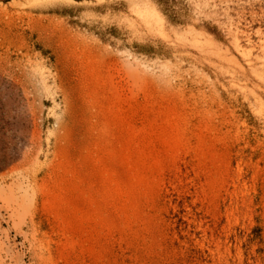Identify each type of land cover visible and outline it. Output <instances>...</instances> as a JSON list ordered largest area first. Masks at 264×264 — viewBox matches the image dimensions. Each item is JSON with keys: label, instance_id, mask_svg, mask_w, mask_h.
Here are the masks:
<instances>
[{"label": "rangeland", "instance_id": "1", "mask_svg": "<svg viewBox=\"0 0 264 264\" xmlns=\"http://www.w3.org/2000/svg\"><path fill=\"white\" fill-rule=\"evenodd\" d=\"M0 264H264V0H0Z\"/></svg>", "mask_w": 264, "mask_h": 264}, {"label": "trees", "instance_id": "2", "mask_svg": "<svg viewBox=\"0 0 264 264\" xmlns=\"http://www.w3.org/2000/svg\"><path fill=\"white\" fill-rule=\"evenodd\" d=\"M160 2L164 5H168L169 4V0H160Z\"/></svg>", "mask_w": 264, "mask_h": 264}]
</instances>
